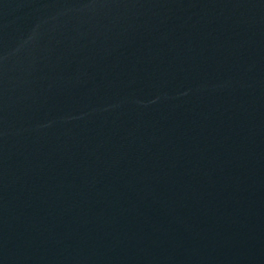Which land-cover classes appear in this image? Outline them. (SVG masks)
Returning a JSON list of instances; mask_svg holds the SVG:
<instances>
[{
	"label": "water",
	"instance_id": "95a60500",
	"mask_svg": "<svg viewBox=\"0 0 264 264\" xmlns=\"http://www.w3.org/2000/svg\"><path fill=\"white\" fill-rule=\"evenodd\" d=\"M0 264H264V0H0Z\"/></svg>",
	"mask_w": 264,
	"mask_h": 264
}]
</instances>
